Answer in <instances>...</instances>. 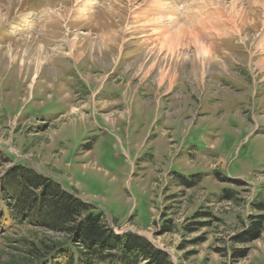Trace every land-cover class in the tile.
I'll return each instance as SVG.
<instances>
[{"label":"rangeland","instance_id":"1","mask_svg":"<svg viewBox=\"0 0 264 264\" xmlns=\"http://www.w3.org/2000/svg\"><path fill=\"white\" fill-rule=\"evenodd\" d=\"M153 1L216 61H172ZM153 1L0 0V177L34 169L171 264H264V0Z\"/></svg>","mask_w":264,"mask_h":264},{"label":"trees","instance_id":"2","mask_svg":"<svg viewBox=\"0 0 264 264\" xmlns=\"http://www.w3.org/2000/svg\"><path fill=\"white\" fill-rule=\"evenodd\" d=\"M4 163L0 156V168ZM199 215L208 217L207 212H199L193 218ZM101 216L58 182L15 164L0 177L4 245L0 264H171L165 253L144 239L113 234ZM250 226L248 234L234 238L235 243L246 245L259 239L263 219L255 218ZM163 230L172 228L166 225ZM17 231L19 235L9 236ZM246 253V248L234 250L233 258H244Z\"/></svg>","mask_w":264,"mask_h":264},{"label":"bare ground","instance_id":"3","mask_svg":"<svg viewBox=\"0 0 264 264\" xmlns=\"http://www.w3.org/2000/svg\"><path fill=\"white\" fill-rule=\"evenodd\" d=\"M14 1L15 0H9V2L11 4L14 3ZM152 4H153L152 7L151 6L150 7H151L153 12H151L150 14H152L153 17H156L155 18L156 20L153 22L154 26L155 27H159V28L162 29L160 31V34H168V36L166 38H164V41L163 42L161 41L162 42V43H160L161 44V48L166 47V46L168 47L167 53L170 55V59L172 61L175 60L176 62L179 61L178 63H180V61L182 60V57H183L181 55V53H180V49H185V48L187 49V47H190L191 45L194 48V53H193L194 55L193 56L195 58L193 57L192 60H190V61H192V62H196L197 61L201 65L203 64L202 65L203 69L208 63H210L212 61H216L215 59H213V55L206 49V47L203 45V43L200 41L199 38L195 37L194 35H192L190 33H187L186 29H184L182 26H180L178 24V22L175 21V19H172V20L164 19V16H163L162 11H161V6H159L156 3V1H153ZM166 7L169 10H173V8H169L168 6H166ZM232 14H233V17L237 21L238 27L246 26L249 23L247 18H249L250 13L246 14V12L243 9H239L238 10L237 7H232ZM119 25L120 24L114 23V22L108 23V26H110L109 27L110 29L107 30L106 32L99 33L100 35H98V40H99L100 43H98V45H100V46L102 45L101 47H103L105 44H113L112 43V42H114V37L113 36L116 35V33H117L116 32V28H118ZM203 27H204V25H202V28ZM31 39L32 38H29L28 41H30ZM161 48H159V49H161ZM37 50H39L38 51L39 54H37L38 56L35 58L36 59L35 60V66L38 67V64H40V61H41V56H42V54L44 52L40 48L37 49ZM183 62H185V61H183ZM32 63L34 64L33 61H32ZM163 76L164 75H161V79L163 78Z\"/></svg>","mask_w":264,"mask_h":264}]
</instances>
